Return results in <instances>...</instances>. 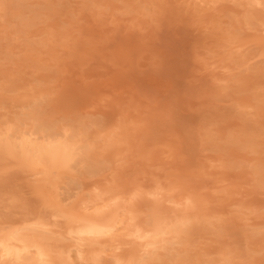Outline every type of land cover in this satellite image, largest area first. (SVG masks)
Masks as SVG:
<instances>
[{
  "label": "rangeland",
  "instance_id": "374dc122",
  "mask_svg": "<svg viewBox=\"0 0 264 264\" xmlns=\"http://www.w3.org/2000/svg\"><path fill=\"white\" fill-rule=\"evenodd\" d=\"M23 3L26 16L37 14L28 25L0 5V125L39 99L57 127L84 129L93 141L113 142L103 144L105 149L96 144L101 168L94 173L80 166L56 177L60 202L70 205L100 189L128 197L143 190L133 203L142 209L136 218L141 222L156 197L172 209L177 204L168 197L195 196L225 227L220 235L194 229L185 264H209L208 257L210 264H264L263 5L248 0ZM13 164L0 163V226L44 214L51 222L58 218L52 228L60 230L64 218L53 217V207L43 206L37 192L44 184L37 178L43 176ZM113 242L104 240L101 264H117L114 256L135 246L133 236L120 249ZM228 249L234 253L224 259ZM166 257L165 263L151 258L143 264H181L179 257Z\"/></svg>",
  "mask_w": 264,
  "mask_h": 264
},
{
  "label": "bare ground",
  "instance_id": "6f19581e",
  "mask_svg": "<svg viewBox=\"0 0 264 264\" xmlns=\"http://www.w3.org/2000/svg\"><path fill=\"white\" fill-rule=\"evenodd\" d=\"M248 2L255 7L257 4L264 7V0H248ZM0 5L4 6L5 10L9 9L11 14L17 17L23 25L30 24L32 17L37 15L34 13L36 12L35 7L29 9L34 14L26 16L27 7L24 8L23 0H0ZM255 10L257 11L256 8ZM32 100L27 102L29 108L26 110L27 112L23 111L25 113L19 114L13 120L1 123L0 163H4V166L7 164V168L10 167H8L9 163L10 165L14 163L18 167L33 170L32 173L36 175L41 174L43 177L37 178L44 182L37 187V192L41 195H39L41 203L43 206H52L53 217H63L64 220L60 230L52 228L54 225L58 226V218L55 222L53 220L51 222L50 217L43 216L44 214H39L35 219H24L16 225L0 226V264H101L107 250L106 247L109 245L106 242L107 246L105 244V247L104 240L114 241L112 247L120 249L130 236L134 237L135 246L127 253L116 254L114 262L117 264H143L151 258L164 260L165 263L167 254L168 257H173L172 250L175 251L173 258L179 257L180 263L185 264L190 260L188 247L192 238L190 239L189 235L194 229H213L212 231L219 232L218 235H220L221 230L225 227L222 218L219 215L209 214L210 212L205 211L207 208L203 207L204 210L197 198L191 195L183 197L185 198L183 201L168 197L167 200L175 202L177 206L172 209L166 206L163 208L159 198L156 197L160 195V190L155 189L153 194L156 195L157 200L153 201L150 212L141 222H138L136 218L142 209L139 210L133 203L143 190L139 192L134 189V193L130 192L132 195L128 197L123 193L114 192L111 188L100 189L93 191V194L87 197H79L78 202L68 204L69 206L62 204L55 194L58 189L56 177L63 173H70L74 169L78 171L80 166L88 168L89 172L93 171V173L98 167L101 168L100 161L96 156L94 157L98 139L93 141L90 137L88 138L89 131L86 132L84 129L70 130L57 127L55 121L52 122L50 117L44 115L39 99ZM30 122H33L30 124L32 128L28 127ZM245 123L247 125V122ZM108 141L109 139H105L106 143L103 144L108 146L110 142L113 143L112 140ZM98 144L101 147L99 149L104 147L100 141ZM246 144L248 143H244V145ZM242 147L244 148V146ZM11 162L13 163L11 164ZM261 170L256 171L260 174V180L263 178ZM253 236L255 233H251V237ZM64 239H68L70 242L58 243L59 240ZM115 241L119 244L115 245ZM161 250H165L167 253H162ZM223 253L224 259H229L234 251L228 249ZM205 261L209 264L212 263V259L209 257ZM194 263L201 264V262ZM213 263L215 264V262ZM243 263L249 264L246 261Z\"/></svg>",
  "mask_w": 264,
  "mask_h": 264
}]
</instances>
